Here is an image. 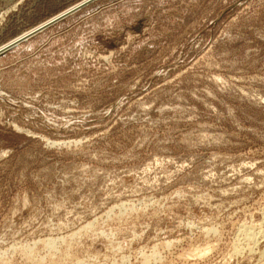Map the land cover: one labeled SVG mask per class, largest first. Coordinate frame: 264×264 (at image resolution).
Returning a JSON list of instances; mask_svg holds the SVG:
<instances>
[{"label":"rangeland","instance_id":"rangeland-1","mask_svg":"<svg viewBox=\"0 0 264 264\" xmlns=\"http://www.w3.org/2000/svg\"><path fill=\"white\" fill-rule=\"evenodd\" d=\"M81 1L0 0V48ZM0 264H264V0H95L0 55Z\"/></svg>","mask_w":264,"mask_h":264},{"label":"water","instance_id":"water-1","mask_svg":"<svg viewBox=\"0 0 264 264\" xmlns=\"http://www.w3.org/2000/svg\"><path fill=\"white\" fill-rule=\"evenodd\" d=\"M93 1H95V0H82L81 2L77 3L75 6L64 10L63 12H61L60 14L52 17L49 20H46L44 23H42L41 25L36 27L34 30L30 31V33H28L27 35L20 37L16 41H14V42L8 44L6 47L0 49V55L4 54L5 52H7L9 49L13 48L17 44L27 40L31 36L37 34L38 32H40V31L44 30L45 28L51 26L52 24L60 21L61 19L65 18L66 16L72 14L73 12L79 10L80 8L84 7L85 5H87V4H89V3L93 2Z\"/></svg>","mask_w":264,"mask_h":264},{"label":"bare ground","instance_id":"bare-ground-1","mask_svg":"<svg viewBox=\"0 0 264 264\" xmlns=\"http://www.w3.org/2000/svg\"><path fill=\"white\" fill-rule=\"evenodd\" d=\"M59 14H60V13H59ZM57 15H58V14H57ZM50 19H51V18H50ZM37 27H38V26H37ZM35 28H36V27H35ZM35 28H33V30H34ZM29 33H30V32H29ZM25 34L27 35L28 33H25ZM23 36H25V35H23ZM20 37H21V36H20ZM20 37H19V38H20ZM17 39H18V38H17ZM17 39H16V40H17ZM16 40L14 39V41H16ZM11 41L14 42L13 40H11ZM12 42H11V43H12ZM8 44H10V43H8ZM17 45H18V44H17ZM6 46H7V44H6ZM6 46H4V47H6ZM4 47L2 46V48H4ZM2 48H0V49H2ZM1 155H2V154H1Z\"/></svg>","mask_w":264,"mask_h":264}]
</instances>
